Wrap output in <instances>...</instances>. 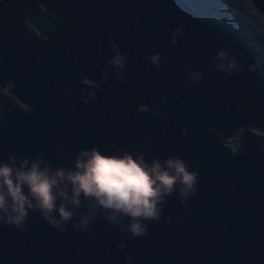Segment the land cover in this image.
<instances>
[{
    "label": "water",
    "instance_id": "water-1",
    "mask_svg": "<svg viewBox=\"0 0 264 264\" xmlns=\"http://www.w3.org/2000/svg\"><path fill=\"white\" fill-rule=\"evenodd\" d=\"M38 2L22 15L33 35L0 24V90L24 107L0 111V161L67 172L85 149L179 157L196 182L162 196L135 238L128 217L72 204L69 184L73 215L58 226L39 209L20 228L0 213V264H264V76L251 49L185 0Z\"/></svg>",
    "mask_w": 264,
    "mask_h": 264
},
{
    "label": "clouds",
    "instance_id": "clouds-1",
    "mask_svg": "<svg viewBox=\"0 0 264 264\" xmlns=\"http://www.w3.org/2000/svg\"><path fill=\"white\" fill-rule=\"evenodd\" d=\"M110 47L117 46L110 42ZM223 55V53L221 54ZM159 54L146 57L153 63ZM124 57L117 51L110 63L116 68H123L121 60ZM235 67L234 62H230ZM103 79V76L101 77ZM83 84L97 87L93 81L82 78ZM94 97L95 92H89ZM87 103V100H85ZM85 159H80V157ZM14 157L10 154L9 161ZM27 158L19 161L18 167L0 161V213L2 221L7 225L20 228L25 222L29 210L39 209L42 218L49 225L58 226L67 222L73 213L66 209L65 202L69 201L66 193L71 186V200L79 206L81 195L88 200H94L96 205L108 210L107 219L112 221L116 214L128 217L129 229L133 238L146 234L141 226V220H155L158 218V203L162 196L171 194L173 188L179 184L181 196H187L193 191L195 174L187 170L184 162L179 158L169 157L163 161L153 159L147 164L143 155L135 159L132 155H102L96 149L81 150L75 160V170L65 171L56 169L54 172L48 166L41 167L39 157L31 162ZM67 181V184L64 182ZM64 184V188L60 185ZM60 198L59 204L57 198ZM58 213L59 219L52 217ZM73 228L76 227L73 222ZM61 231H65L61 229ZM123 244L117 245V249ZM127 259V258H126Z\"/></svg>",
    "mask_w": 264,
    "mask_h": 264
},
{
    "label": "trees",
    "instance_id": "trees-1",
    "mask_svg": "<svg viewBox=\"0 0 264 264\" xmlns=\"http://www.w3.org/2000/svg\"><path fill=\"white\" fill-rule=\"evenodd\" d=\"M12 11L0 15V24L21 29L26 35H33V28L22 18L25 11H34L40 8L38 0H11ZM190 7L203 18L216 22L232 31L255 54L261 72L264 76V46L257 39L256 32L248 25L243 16H236L220 3L214 0H185ZM247 1V0H245ZM10 4V2L8 3ZM260 16V14H259ZM261 17V16H260ZM264 18V17H263ZM23 110V106L5 91L0 90V111Z\"/></svg>",
    "mask_w": 264,
    "mask_h": 264
},
{
    "label": "rangeland",
    "instance_id": "rangeland-1",
    "mask_svg": "<svg viewBox=\"0 0 264 264\" xmlns=\"http://www.w3.org/2000/svg\"><path fill=\"white\" fill-rule=\"evenodd\" d=\"M220 3L226 10L228 9L232 14L236 16H243L249 26L256 32L257 39L264 46V22H262L261 17L259 16L260 12L253 5L250 6L248 2L243 0H214V2ZM10 2V4H8ZM11 0H0V15L7 14L10 10L12 11ZM24 109V107H23ZM250 131L254 133H259L252 128H249Z\"/></svg>",
    "mask_w": 264,
    "mask_h": 264
},
{
    "label": "flooded vegetation",
    "instance_id": "flooded-vegetation-1",
    "mask_svg": "<svg viewBox=\"0 0 264 264\" xmlns=\"http://www.w3.org/2000/svg\"><path fill=\"white\" fill-rule=\"evenodd\" d=\"M243 1H245V0H243ZM245 2H248L249 3V5L250 6H252L253 7V4H252V2L250 1V0H247V1H245ZM41 8V7H40ZM260 16H261V20H262V22H264V18H263V16L260 14ZM24 19V18H23ZM26 21V20H25ZM139 111H144V110H146V111H148V108H146V106H144V105H142V106H140L139 108ZM153 114H156V115H158V113L157 112H153ZM209 128H211V127H209Z\"/></svg>",
    "mask_w": 264,
    "mask_h": 264
}]
</instances>
